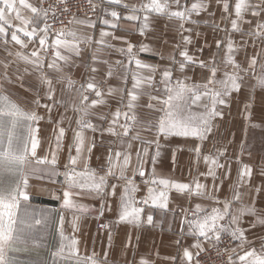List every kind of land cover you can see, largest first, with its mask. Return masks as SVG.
Wrapping results in <instances>:
<instances>
[{
  "label": "snow or ice",
  "instance_id": "6c2138e0",
  "mask_svg": "<svg viewBox=\"0 0 264 264\" xmlns=\"http://www.w3.org/2000/svg\"><path fill=\"white\" fill-rule=\"evenodd\" d=\"M92 11L99 7L92 0H87ZM103 3L114 6L112 9L102 8L105 16L111 19L101 18L102 25L110 26L114 31L109 32L101 28L99 39L94 40L92 35L79 34L76 30L66 29L61 26L59 29L55 24L60 20V14L70 11L68 0H0V44L9 56L13 53L8 46L18 45L20 49L25 50L29 44L34 45L29 54L24 51H17L15 56L30 64L35 71L39 73V80L46 85V98L51 104H42L39 96L33 101L37 108L43 107L49 113L48 119L51 121V112L57 105H63L64 101L56 99V83L65 85V90H73L77 95L78 103L75 101L70 105L72 110L78 114L76 120L77 129L73 130L71 143L68 145L67 161L63 165L64 171L61 172L58 167L59 153L63 147L66 129L61 127V120L56 121V127L53 129V140L49 144V153L43 157L37 156V149L40 141L35 132L38 129L32 127L34 123L44 119L36 111L26 112L15 102L0 91V264H22L17 257V253L27 250V245L31 242L33 246L45 247L43 243L37 244L38 225L47 226L48 215L41 210L34 211L30 204V194L27 191L29 187V175L40 173L39 178L47 175L52 177L63 176L61 182L62 196L55 197L61 200V208L70 210L80 215L86 214L92 209L90 206L79 203L80 198H98L101 201L100 208L97 210L98 217H102L105 211H112L113 205L111 198L117 197V189L120 194L117 198L116 223H127L139 227L145 221L142 215L146 208L160 209L164 212L169 211V192L175 190L178 193L186 194L188 197H204L213 201L214 205L210 211H206L200 204H196L194 210L183 208L181 212V236L188 235L194 238V242L182 249V255L179 256L181 264H200L198 257L205 251L204 243H209L211 247L216 248L227 236L230 242H239L238 248L242 254L237 252V248L221 249L218 255L228 253L226 264H264V242L260 250L250 246V241L246 232L259 226H264V215L256 207L255 194L264 191V186L251 188L249 196L252 197L251 203L242 204L241 207L233 210V203H241L243 193L239 191L241 185H248V181L253 175L252 167L248 164H242L240 157H236V163L240 165L237 170V180L232 185L231 198L220 200L216 193L223 184V179L217 174V170H223V177L227 179L231 172V161L227 158V147L214 149L208 154H203V143L208 139V134L212 132V121L216 117L223 116L219 106L227 105L228 98L242 88V83L246 76L252 75L256 80V87L264 88V47L252 55H245L244 60L238 61L237 54L245 50L249 44L253 48L257 43L264 45V0H214L215 4L221 10L220 22L215 20L204 21L209 24L214 32L224 35L214 41L217 50H223L222 60L219 58V51L212 54L209 60L200 59L207 43L197 49V54H190L188 46L193 43L192 28L185 27L186 24L198 25L199 20L193 19V16H199L201 13H208L210 16L215 14L210 12L213 0H141L138 4L124 3L123 0H102ZM116 7H122L126 10L121 13L115 10ZM25 12L29 15H25ZM152 15L167 17L169 20L178 21V34L184 48L179 51L181 60H176L175 55H170L171 65L159 69L156 65H149L137 58L134 49L136 45L132 44L124 37L115 35V30L135 31L139 35L145 36L149 30V19ZM251 17L248 19L247 17ZM121 20L131 22L132 29L125 28ZM255 21V23H253ZM69 23L82 25L88 28H95V22L89 19H76ZM139 25L135 27V25ZM243 25H248L245 29ZM188 33V35H184ZM234 34H239L240 42L234 39ZM199 37L200 33L196 32ZM111 37L114 40L122 41L126 48L117 49L127 55L128 63L125 65V75L123 80L127 83L130 74L133 81L132 88L117 89L108 87L107 95L113 96L117 91L121 95L117 98L118 107L109 114L100 115L101 121L107 120V127L94 124L90 117L95 115L91 109L97 106L107 104L105 92L102 90L94 77L90 78L86 84H80L75 87L70 74L64 72V68L59 63L62 61L65 66L70 62L68 55L62 54L61 50L68 53H74L79 56L81 53L80 45H91L96 43L105 48H115V45L106 42L105 38ZM38 45V46H37ZM179 49L180 44L175 45ZM97 53L102 51L101 47L95 50ZM140 53L149 51V46L141 43L138 46ZM41 52L44 55H41ZM51 52L52 58L47 59V54ZM163 59V57H161ZM96 55L93 54L92 60L95 62ZM107 63V61H103ZM120 64L121 61H117ZM223 63L224 70L222 76L218 79L217 74L221 72L219 64ZM135 65V69L132 65ZM246 64L247 67L243 65ZM5 72L2 79L7 80V68L9 63L0 60ZM56 73L55 83L53 78L45 73L44 68ZM75 66V65H73ZM188 66L198 67L207 70L208 76L203 82L188 83L191 78H174L173 72L184 73ZM257 69L259 71L257 72ZM27 71V69H25ZM91 72L96 73L97 69L92 67ZM159 71V81L156 80ZM113 71L111 68L107 76L111 77ZM10 82V81H9ZM162 86L157 88L156 85ZM219 85V87H213ZM153 91L160 92L163 95H153L151 92H145L144 87ZM2 89V85H0ZM127 93V103L123 93ZM86 93H94L95 98L90 100ZM141 95H147L149 103L146 105L149 109H154L160 113L156 122H140L136 114L138 100ZM90 100V102H89ZM155 102V103H153ZM155 104H159V109H155ZM193 106L203 107V112H193ZM251 104L244 106V118L250 120ZM108 115L111 119H108ZM123 121V122H121ZM143 124V129L152 133V139L141 135L136 125ZM259 127V125H252ZM27 129V134L23 133ZM85 130L93 133H105L119 140L120 147L123 149L114 151L109 148L106 167L103 174L90 168L89 160L92 149L95 147L94 140L86 142ZM247 128L245 129V137ZM183 137L194 138L199 141L190 149L195 154L197 164L201 160L207 166V171L199 173L198 176L188 183L179 182L171 178L159 177L155 164L160 156L162 147L161 138ZM133 142H138L135 148V166L132 167V176L126 175L133 161ZM73 149L75 155H73ZM154 149L153 151H150ZM244 143H241L240 154L243 155ZM175 157H173L174 159ZM152 163L151 175L143 180L147 186L146 194L137 199L135 193L139 191V186L135 183L134 177L139 175L145 177V164L148 161ZM223 160V163L221 162ZM49 165L48 168H33L31 172L26 171L30 164ZM82 166V167H81ZM264 175V173H261ZM212 178L211 190L208 186L200 182V177ZM220 180L217 184L216 181ZM115 180L116 183H111ZM120 181H123L121 184ZM52 182H57L53 180ZM175 215V209L172 210ZM80 215L74 214L71 220L72 235H65V218L61 214L58 222L59 244L55 251L50 252L51 264H107L108 252L105 251L103 257L93 251L89 254H82L79 250V239L75 233L79 230ZM252 216L254 220L249 223L248 228L242 227L244 217ZM226 221V222H224ZM223 222V223H222ZM146 223L153 224V215L147 214ZM187 225V232H184V226ZM102 228H109L108 224L100 225ZM39 239L42 241L43 237ZM109 248L111 247V232H109ZM131 237L129 236V243ZM181 240L178 238L176 244L179 246ZM127 246V245H126ZM247 247V250H244ZM235 257V258H233ZM175 264L177 257L170 258ZM46 264V262H45ZM139 264H150L144 258H141Z\"/></svg>",
  "mask_w": 264,
  "mask_h": 264
},
{
  "label": "crops",
  "instance_id": "0c3cea01",
  "mask_svg": "<svg viewBox=\"0 0 264 264\" xmlns=\"http://www.w3.org/2000/svg\"><path fill=\"white\" fill-rule=\"evenodd\" d=\"M36 3V0H32ZM124 3L138 4L141 0H123ZM191 2V0H189ZM114 6L104 3L103 8L112 9ZM116 11L125 13L126 10L122 7H116ZM210 12L214 13V16H210L208 13H201L199 16L194 15L193 19L199 20L198 25L186 24L185 27L192 28L193 43L188 46L190 54H197V49L205 43L208 47L204 48V52L200 55V59L209 60L212 54L219 51V58H223V50H217L214 41L221 38L224 34L214 32L209 24H205L204 21L211 22L215 20L220 22L221 10L215 4L214 0ZM25 15L29 13L25 12ZM101 18L111 19L110 16H105L103 11L96 17L81 16L76 19H89L95 22V28H88L82 25L74 24L70 29L76 30L79 34L92 35L94 40L99 39L101 28L112 32L114 31L110 26L102 25ZM251 19V17H247ZM178 21L169 20L167 17L152 15L149 19V30L145 36L139 35L135 31H124L122 29L115 30V35L124 37L132 44L136 45L137 48L134 52L137 58L142 60L144 63L149 65H156L159 69L168 67L171 65L169 59L170 55H175L176 60H181L179 51L184 48L181 42V37L178 34ZM255 23V21H253ZM121 24L128 29H132L134 25L131 22L121 20ZM139 25H135L138 27ZM245 29L248 25H243ZM196 32L200 33V36H196ZM188 35V33H184ZM234 39L239 44V34H234ZM106 42L115 45V48H105L96 43L91 45L81 44V53L76 56L74 53H68L64 50L62 54L70 57V62L67 66L62 61L59 63L64 68V72L70 74L71 78L76 81L75 87H79L80 84H86L90 78L95 79L99 87L105 92V99L107 104L104 106H97L91 109L95 115L91 116V121L102 127H107V120L101 121L100 115L109 114L110 111H114L118 107L117 98L121 95V92L117 91L113 96L107 95L108 87H114L117 89L132 88V79L130 74L128 75L127 83L123 80L125 75V65H127V55L119 52L117 49L126 48V44L122 41H117L111 37L105 38ZM143 43L149 46V51L140 53L138 46ZM180 44V48H175V45ZM38 46V45H37ZM34 45L29 44L25 50L20 49L18 45H9L8 49L13 53L9 56L4 51L3 45L0 44V60L9 63L7 68L8 79H2L5 69L3 65H0V85L5 95H7L11 101L15 102L21 109L26 112L36 111L39 115L43 116L44 119L32 125L33 128L38 129L35 132L37 139L40 141V146L37 149V156L43 157L49 153V144L53 140V129L56 127V121L61 120V127L66 129L65 138L63 140V147L59 153L58 167L61 172L64 171L63 165L67 161L68 145L71 143L73 136V130L77 129L76 120L78 114L72 110L70 105L75 101L78 103L75 88L71 91L65 90V85L56 83V99L57 101L63 100L64 104H57L51 112V121L49 122V113L43 107L37 108L33 103L34 100L39 96L42 104H51L52 102L46 98V85L42 84L39 80V73L33 69L30 64H27L23 60L15 56L17 51H24L25 54H29L33 50ZM101 47V52L95 50ZM264 45L257 43L256 47L253 48L251 44L245 49L240 51L236 58L238 61H243L245 55H252L258 51ZM93 54L96 55L97 59L93 62ZM41 55H44L41 52ZM163 57V59L161 58ZM52 58L51 52L47 54V59ZM107 61V63H103ZM117 61H121L117 64ZM75 65V66H73ZM247 67L246 64L243 65ZM92 67L97 69L96 73L90 71ZM221 72L217 74L219 79L222 76L224 70L223 63L219 64ZM111 68L113 75L107 76L108 70ZM135 69V65H132ZM27 69V71H25ZM45 73L53 78L55 83L56 73L44 68ZM259 69H257V72ZM174 78H183L185 76L191 79L188 83H199L203 82L208 76L207 70H202L198 67L188 66L184 73L179 71L173 72ZM156 80L159 81V71L156 75ZM10 81V82H9ZM256 80L250 74L245 77L241 90L236 93L234 92L231 97L228 98L227 105L219 106V110L223 113L222 118L216 117L212 121V132L208 134V139L204 141L202 152L208 154L214 149L227 147V158L231 161V172L227 179L223 177V170H217V174L220 179H223V184L220 186V190L216 193L220 200L225 198H231L232 185L237 180V170L240 165L236 163V157H240L242 164H248L252 167L253 175L248 181V185H241L239 191L243 193L241 203H233V210L242 206V204L251 203L252 197L249 196V185L251 188L258 186H264V88L256 87ZM157 88L162 86L157 83ZM213 87H219L214 85ZM145 92H151L153 95H163L162 90L160 92L153 91L146 86L144 87ZM90 96V100L95 98L94 93H86ZM125 97V103H127V93H123ZM89 100V102H90ZM138 106L136 108V114L138 121L148 122L151 121L153 124L156 122L160 113L154 109H149L146 105L149 103L147 95H141L138 100ZM155 103V102H153ZM245 104H251L249 111L251 112L250 120L244 118ZM160 105L155 104V109H159ZM203 107L193 106V112H203ZM108 119L111 116L108 115ZM123 122V121H121ZM252 125H259V127H253ZM137 130L140 131L141 135L152 139L153 134L143 129V124L136 125ZM247 128V136L245 137V129ZM23 133L27 134V129L22 130ZM86 142L94 140L95 147L92 149L91 158L89 160V166L92 169L97 170L98 173L103 174L106 167V159L109 148L114 151L123 150L120 147L119 140L115 137L105 133L101 135L99 132L93 133L90 130L84 132ZM244 143L243 155L240 154L241 143ZM160 143L162 145L160 149V156L157 158L155 168L159 177L171 178L179 182L188 183L193 177L207 171V166L201 160L199 164L195 161V154L190 151L199 141L194 138H183V137H168L167 139L161 138ZM138 146V142H133V161L130 165L126 175L132 176V167L135 166V148ZM150 151L154 152V149ZM73 155L75 150L73 149ZM173 157H175L173 159ZM223 163V160L221 161ZM49 165H37L34 162L29 165L26 171L31 172L33 168H48ZM82 167V166H81ZM152 163L149 160L145 164V177L136 175L134 177L135 183L139 186V191L135 193L137 199L143 197L146 194L147 186L143 183V180L151 175ZM40 173L36 175H29V187L27 191L30 194L29 203L41 208H47L52 212L51 217V248L48 251V264L50 259V252L55 251L59 244V216L62 214L65 218L64 232L65 235H72L71 220L74 213L70 210H64L61 208V200L56 199L57 196H62L61 182L63 176L52 177L49 179L47 175L44 178H39ZM53 180L57 182H52ZM200 182L208 186V190L212 187V178L200 177ZM111 183H116L112 180ZM122 184L123 181H120ZM217 184L220 183L218 179ZM120 194V189H117V197L111 198L110 202L113 205L112 211H105L102 217H98L97 210L100 208L101 201L98 198H80L79 203L90 206L92 211L80 215L79 230L75 233V236L79 239V250L82 254H91L95 251L101 257L104 252H108L107 264H139L141 258H144L150 262V264H173L171 257H177L175 264H181L179 256L182 255V249L190 246L194 242V238L188 235L181 236V212L183 208H187L190 211L194 210L196 204H200L206 211H210L214 205L213 201L204 197H188L186 194H181L172 190L169 192V211L164 212L160 209L146 208L142 219L145 221L139 227L127 224V223H116L117 213L116 204L117 198ZM255 196L256 207L260 210L261 214L264 215V191L259 194L253 193ZM175 209V215L173 214ZM153 215V224L149 225L146 223L147 214ZM254 220L252 216H245L242 227L248 228L250 222ZM226 222V221H224ZM223 223V222H222ZM108 224L109 228L105 229L100 225ZM109 232H111V247L109 248ZM184 232H187V225L184 226ZM246 236L251 242L250 246L260 250L262 242H264V226H257L250 231H247ZM129 236L131 237L129 243ZM181 240L180 245L176 244L177 239ZM239 242H233L230 248H237V252H240L238 248ZM127 245V246H126ZM209 243H204V248L210 247ZM247 250V247L244 249ZM235 258V257H233Z\"/></svg>",
  "mask_w": 264,
  "mask_h": 264
},
{
  "label": "built area",
  "instance_id": "2783aa9c",
  "mask_svg": "<svg viewBox=\"0 0 264 264\" xmlns=\"http://www.w3.org/2000/svg\"><path fill=\"white\" fill-rule=\"evenodd\" d=\"M94 4H97L99 7L94 12L92 11L91 7L89 6L87 0H68V7L70 11L67 13L60 14V20L63 21V25L60 23L55 24V27L59 29L61 26H64L66 29H70L73 23H69L70 20H73V17H96L100 15L102 12V8L104 3L102 0H92ZM233 242H230L227 236L222 238L221 243L216 247H207L204 248L205 251L201 252L200 256L198 257L200 264H226L228 259V253L225 252L223 254L218 255V252L225 247L229 248L232 246Z\"/></svg>",
  "mask_w": 264,
  "mask_h": 264
},
{
  "label": "rangeland",
  "instance_id": "374dc122",
  "mask_svg": "<svg viewBox=\"0 0 264 264\" xmlns=\"http://www.w3.org/2000/svg\"><path fill=\"white\" fill-rule=\"evenodd\" d=\"M31 208L34 211L40 212L41 210H44V212L48 215L49 221L47 223V226L44 227L43 225H38L37 229L40 231L37 233V244L43 243L46 245L45 247H38V246H33V244L30 242L27 245V250L26 251H21L17 253V257L20 259L22 264H48V251L51 248V240H50V235H51V217H52V212H50L47 208H41L38 206L33 205L32 203H29ZM42 236L43 240L41 241L39 237ZM49 264H51V259H49Z\"/></svg>",
  "mask_w": 264,
  "mask_h": 264
}]
</instances>
